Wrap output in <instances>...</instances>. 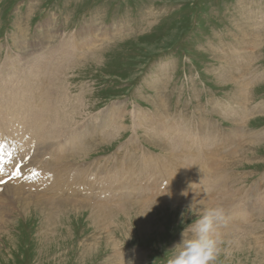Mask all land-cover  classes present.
<instances>
[{
  "label": "rangeland",
  "instance_id": "1",
  "mask_svg": "<svg viewBox=\"0 0 264 264\" xmlns=\"http://www.w3.org/2000/svg\"><path fill=\"white\" fill-rule=\"evenodd\" d=\"M44 23L52 25L51 31L56 33L50 34L53 36L50 42L54 45L67 42L75 34L78 39L84 36L81 46L96 44L92 52L78 54V67L67 75L69 92L74 96L82 94L80 98H84L83 104L79 101L83 119L77 118V121L82 119V129L90 123L99 124L107 108L115 103L123 104L131 113L134 109H143L153 114L156 107L152 98L160 89L165 95L163 105L166 107L158 113L161 112L164 118L165 114L173 118L176 132L188 142L211 137L207 141L214 145L201 154L194 144L195 153L202 160H199L198 168L189 167L185 165L190 161L187 155L169 159L164 156L156 147V140L146 138L142 127L139 130L137 124L141 121L136 122L138 135L135 134L134 121L127 113V127L114 138L116 141L110 138L104 143L97 142L88 158L82 157V161L104 164V159L111 158L113 163L112 157L122 144L138 140L146 151L161 157L162 170L172 171L175 167L178 175L190 169L187 190L194 193L193 200H204L210 208L218 203L219 195L212 192L209 197L201 196L204 187L213 185L212 180L204 179V168H210L214 149L222 157L225 151L228 152L224 159L237 151L240 159L231 165L234 176L241 177V182L235 183L238 187L231 184L230 190L231 195L239 196L228 206L236 212V208L252 204L251 195L258 201L264 197V110L247 116L242 108L264 105V0H0V70L6 65L7 57L11 59L12 56L18 57L19 66L24 69L22 64L26 59L21 58L23 51L19 49L41 40L36 36L41 31L38 27ZM91 23L95 25V34L100 31V26H108L102 43L96 36L87 34L85 27ZM245 52L248 56L243 55ZM55 53L58 54H52ZM244 70L247 75L240 81ZM2 73H7V69ZM22 79L20 77L18 81ZM8 89L6 91L10 93L11 89ZM0 99L6 97L0 96ZM216 100L224 107H236L235 111L244 120L237 122L235 111L229 107L224 113L216 110L212 104ZM236 125L239 128L245 126V133L262 135L249 144L245 134L238 137L232 134ZM188 133H191L189 139L185 136ZM160 177L151 179L157 181ZM177 179L180 180L181 175ZM260 181L262 189H257ZM217 182L216 188L221 189V180ZM167 183L162 188L164 193L146 207L149 210L142 216L135 209L98 221L91 209H76L70 205L62 209L29 205L14 215L7 214L6 209L0 212V225L3 224L0 264H129V261L132 264H163L157 257L164 259L166 249L180 241L184 227L181 214L190 206L168 199L189 197L178 194L177 189L172 194L173 183ZM28 188L24 183L18 186V189L29 191ZM42 196L51 197V194ZM66 202L69 200L62 199L57 203ZM239 202L244 203L240 205ZM125 206L133 205L120 207ZM225 207L224 212L230 214ZM8 209L12 210V205ZM200 210L192 206L191 212L186 213L185 223H191L202 212ZM258 212L259 209L247 207L248 218L251 223L256 221L255 224L246 222L244 209L239 213L238 222L227 220L224 224L232 226L233 233L254 232L250 226L260 224L259 232L255 234L260 241L248 235L240 241L235 236H221L222 251L216 264H264V212ZM98 223H105L106 228ZM224 224L221 226L230 231Z\"/></svg>",
  "mask_w": 264,
  "mask_h": 264
},
{
  "label": "bare ground",
  "instance_id": "2",
  "mask_svg": "<svg viewBox=\"0 0 264 264\" xmlns=\"http://www.w3.org/2000/svg\"><path fill=\"white\" fill-rule=\"evenodd\" d=\"M94 26L91 23L88 27H85L86 32L89 36H96L97 40L102 43L105 40L104 35L108 31V26H100V31L97 34L93 33ZM38 28L42 33L40 31L39 36H36V38L41 40L19 49L23 51L21 58L26 59V63L22 64L24 69L19 66L18 57L12 56L11 59L7 57L4 63L6 65L2 69L3 71L7 69V73H2V70H0V73H2L0 75V96L6 97L4 100L0 99V137L2 138L0 139V182L8 179V183L0 187V200L4 199L3 202H0V209L5 206L0 212L7 209V214L14 215L16 211L17 213L23 212L22 209L29 207V205L42 206V208L53 206L58 209L66 208L70 205L76 209H91L94 219L96 218L98 221L102 220L103 217L108 220L111 217L121 213L126 214L135 209L142 216V213L149 210L146 207H149L152 202L156 201L164 193L162 188L167 182V184L173 183L172 187L174 188L171 187L172 194L177 189L178 194H187L189 197L181 200H177L180 197L168 199L178 203L186 202L190 205L192 204L194 207L201 208L202 211L209 208L204 200H193L195 199L192 197L194 193L190 194L187 190L188 186L186 185L189 183V177L192 173L190 169H186L178 175H176L175 167L172 168V171L162 170L161 157L157 153L146 151L138 143V140H129L127 144H122L120 148L118 147V151L112 157L114 158L113 163L111 158L104 159V164L100 163V161L90 164L82 161L83 159L81 160L82 157H87L94 144L101 141L104 143L110 138L115 140L114 138L120 135L122 130L126 129L127 113L131 115L134 121L132 122L134 123L133 131L135 134L138 135L136 127L138 120V123L142 122L140 125L137 124L138 128L142 127V129H145L146 138L156 140V147L162 150L163 155L165 154L164 156L169 159L170 157L180 158L187 155L190 161L189 163L186 161L185 165L189 167L198 168L199 166L201 158L196 155V150L203 154L210 146L213 147L214 145L207 141L211 140V137H205L206 140H191V142H188V140H184V136L181 133L176 132L177 129L172 123L173 118L163 114L164 118L161 116V112L160 114L158 113L159 110L165 111L164 107H166V105H163L165 95L161 94L160 89L155 92L152 98V103L156 107V111L153 114L143 109H134L131 113L130 110L128 111L124 108L123 104L115 103L109 107L107 106L106 115H104L99 124L95 122L94 124L87 123L88 125L82 129L80 121L83 119V113L79 111V101L83 104L84 98L81 99L82 94L74 96L70 93L71 91L69 92L67 89V75H69V71H73L78 67V54L92 52L96 44L81 46V42L85 38L80 36V39H78L76 37L77 34H75L67 42H60L58 45H54L50 42L53 37L50 34L54 33L56 35L55 32L51 31L52 25L44 23ZM47 49H49V52ZM53 52H58V54L56 55L55 53L53 55ZM243 55H247V53L245 52ZM246 71H243V75L239 78L240 81L245 77ZM237 76H240V74ZM20 77H23V79L19 82ZM246 81L250 82L247 79ZM18 84L20 85L18 86ZM9 86L11 91L8 89ZM6 88L10 93H7ZM151 89L153 90V88ZM247 90L249 91L250 89L247 88ZM165 93H167L166 90ZM246 94L244 95L249 97ZM251 97L250 95V99H252ZM212 104L215 105L216 110L222 113L227 112V107L233 112L236 110V107L232 105L222 106L217 100ZM262 106L264 105L257 108H253L251 105L249 108L246 106L242 108H244V113L245 111L249 112L253 108L251 114H254V110L255 112L264 110ZM116 111L121 112V114L116 115ZM233 114L237 122L244 120L237 111ZM77 118L82 119L77 121ZM184 132H187V129ZM232 134L237 137L245 134L249 139V144H252V140L260 139L262 135H255L253 138L250 132L245 133V126L239 128L238 125L233 129ZM190 135L191 133H188L185 136L189 139ZM62 138L64 139L62 140ZM237 153V151H234L227 156V159H224L228 152L225 151L222 157L221 153L214 149V160H210V168H204V179L212 180L213 185L210 188L204 187V190H201V196L209 197L212 192L217 193L219 200L213 206H219L223 209L226 206L225 209L230 211V214L225 213L229 214L226 215L228 222L231 220L232 223L238 222L240 220L239 213L244 209L246 212L244 215L245 220L247 223H251L248 218L247 207L259 209L260 212L258 213L262 214L264 212V197L258 201L256 196L251 195L249 199L252 204L246 206V204H242L244 202L241 204L239 202L243 206L242 209L236 208V212L228 206L232 203V200L239 196H236V193L231 195L232 190H230L232 189L230 187L231 184L235 185L241 179L238 175L234 176L233 166L231 165L240 159L237 157ZM18 165H21V167L16 170ZM157 175L161 177L153 182L151 178H155ZM179 175H181L180 180L177 179ZM12 177H14V180H12ZM20 178L21 180H19ZM218 180H221V189L216 188L218 187ZM21 183L28 185L29 191L18 189ZM78 188L81 190L79 191ZM256 188L262 189V181L257 182ZM44 193L51 194V197H41V194ZM72 195H74L73 198ZM62 199H67L69 202L57 203ZM123 204L133 206L120 207ZM11 205L12 210H9L8 207ZM254 222L256 221L251 224H255ZM259 225L250 226V228H254V232L239 231L233 233L231 232L233 227L224 224L225 228L230 229V231L221 226L219 232L221 236H235L238 241L243 240L247 235L253 236L255 240L260 241L261 238L255 236L259 232ZM2 226L3 224L0 225V229ZM98 226L106 228L105 223Z\"/></svg>",
  "mask_w": 264,
  "mask_h": 264
},
{
  "label": "clouds",
  "instance_id": "3",
  "mask_svg": "<svg viewBox=\"0 0 264 264\" xmlns=\"http://www.w3.org/2000/svg\"><path fill=\"white\" fill-rule=\"evenodd\" d=\"M191 209L192 204L186 213ZM186 213L181 214V239L166 249L163 264H216L223 243L219 228L227 222L224 209L206 208L191 223H185Z\"/></svg>",
  "mask_w": 264,
  "mask_h": 264
},
{
  "label": "crops",
  "instance_id": "4",
  "mask_svg": "<svg viewBox=\"0 0 264 264\" xmlns=\"http://www.w3.org/2000/svg\"><path fill=\"white\" fill-rule=\"evenodd\" d=\"M252 109H253V108H252ZM252 109H250L249 112H246V111H245L244 115H247V116H248V115H251V112L253 111ZM254 113H256L255 110H254ZM256 135H257V134H256ZM254 136H255V135H252V137H254Z\"/></svg>",
  "mask_w": 264,
  "mask_h": 264
},
{
  "label": "trees",
  "instance_id": "5",
  "mask_svg": "<svg viewBox=\"0 0 264 264\" xmlns=\"http://www.w3.org/2000/svg\"><path fill=\"white\" fill-rule=\"evenodd\" d=\"M157 258H158V260H159V263H160V262H163V258H162V257H159V256H158Z\"/></svg>",
  "mask_w": 264,
  "mask_h": 264
}]
</instances>
